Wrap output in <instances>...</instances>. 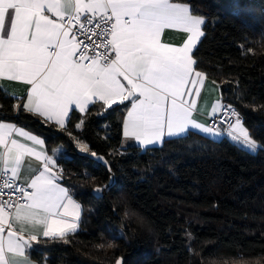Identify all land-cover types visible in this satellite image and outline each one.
<instances>
[{
    "label": "trees",
    "instance_id": "trees-1",
    "mask_svg": "<svg viewBox=\"0 0 264 264\" xmlns=\"http://www.w3.org/2000/svg\"><path fill=\"white\" fill-rule=\"evenodd\" d=\"M174 2L205 18L195 68L219 86L260 148L189 133L123 149L124 104L94 103L57 130L0 89V121L41 134L48 152L61 149L56 165L81 210L76 232L29 250L37 263L255 264L264 253V0Z\"/></svg>",
    "mask_w": 264,
    "mask_h": 264
},
{
    "label": "snow or ice",
    "instance_id": "snow-or-ice-1",
    "mask_svg": "<svg viewBox=\"0 0 264 264\" xmlns=\"http://www.w3.org/2000/svg\"><path fill=\"white\" fill-rule=\"evenodd\" d=\"M204 24L188 3L174 0H0V78L28 85L23 110L65 130L73 109L84 112L97 100L109 108L130 101L125 136L141 143L159 141L165 131L169 137L195 131L219 136L215 123L193 118L196 101L184 99L198 96L206 78L193 55ZM165 29L183 31V44L162 43ZM211 112L215 116L216 108ZM226 119L234 142L250 152L260 148L234 110ZM43 144L11 123H0V264H30L31 241L40 235L64 238L77 227L79 205L57 182L56 152L35 147ZM80 150L89 149L81 144ZM32 155L41 168L25 163ZM69 214L73 222L63 219ZM254 259L264 264V253Z\"/></svg>",
    "mask_w": 264,
    "mask_h": 264
},
{
    "label": "crops",
    "instance_id": "crops-1",
    "mask_svg": "<svg viewBox=\"0 0 264 264\" xmlns=\"http://www.w3.org/2000/svg\"><path fill=\"white\" fill-rule=\"evenodd\" d=\"M52 18L55 19V17H52ZM7 23H8V21H7V17H6V25H7ZM185 38H186V34L183 31L179 30V29H165L164 32L162 33L161 42L162 43H168V44H171L173 46H181L183 44ZM201 39H202V37H201ZM205 77H206V75H205ZM28 88H29V86L24 84V83H22V82L9 81L6 78H0V89L3 92H5L7 95L13 97L14 99H17L18 104L21 105L22 109H23L22 105L26 102L27 89ZM199 88H200V93H199L198 96L194 95V94H190V95L186 96L184 99L189 100V101H191V100H195L196 101L197 110L194 112L193 118L196 121L200 122L201 124L208 125L209 120L211 118L216 117L218 115L220 109H221L222 102H221L220 90H219V86L215 82L209 80L207 77L204 79L203 83L201 85H199ZM192 91H193V93L195 92L194 89ZM95 103H99V104L103 105V107L105 109H109V107L104 105L103 102L100 101V100H97ZM122 104L126 105V108H125L124 113H123L122 125H121V135H122V137H121V148H123V149L129 148V147H137V148H140V149L144 150V149H147V148L161 147V146H163V144L166 141L185 137L189 133H196V134H199L201 136L207 137V138H209L211 140H215V141H219V140H221L223 138H226L228 140L233 141L227 135V131H223V130H219L221 132V135H219V136H217V135H207V134H204L202 132L195 131V132H189V133H185L184 135L174 136V137L167 136V133L165 131L164 136L159 141H156V142H154L152 144H148L146 141L144 143H141V141L137 140L135 137L125 136L124 120H125V118L127 116L128 109L131 107V102L130 101H124L123 103L114 104V105H112V107L115 106V105H122ZM91 105L92 104H89L87 106L86 111L88 110V108ZM213 107L216 108L215 116H213V114L211 112V109ZM86 111L81 112L79 109H73L72 111H70L69 114H68V117L66 118V121H65L66 125H67V123H68V121H69V119H70V117H71V115L73 113H77L79 115H83ZM26 112L31 114V115H33V116H35L36 118H38L43 123H45L47 125H52L57 130L65 129V128H61L59 125H56L54 123V121H47L43 117H40L38 115H34L33 113L28 112V111H26ZM0 123H11V124L17 126L18 128L23 129L24 131L28 132L29 134L35 135L39 139L44 141V137L41 134L29 129L28 127H26L24 125L16 124V123H13V122H5V121H0ZM13 138H17V139L21 140V142H24V143H28V144L32 143L31 141L26 140L24 137L16 136L15 133H13ZM35 147L37 149L44 148L47 151V149L45 147V143L43 144V146L36 145ZM54 151L56 152L55 159H57L58 154L61 152L60 148H56V149L52 150L51 152L47 151V153L49 155H51ZM25 163L26 164H30V166L32 168H36V169H39V168L42 167L41 162L39 160H37L34 155L26 156L25 157ZM57 169L58 168H57V165H56V167L53 170L57 171ZM9 175H10V173H9ZM59 176H60V179L57 182L62 187H65L64 184H63V181H62V175L59 174ZM17 183H19V181H17ZM77 211L79 213V218H80V214H81L80 207L77 209ZM69 213H71V208L69 209ZM63 219L65 221H67V222H73V217H72L71 214L64 216ZM78 222H79V219L75 220V223L77 224V227H76V229L74 231H71L68 234H71V233H74V232L77 231ZM25 238H27V234H25ZM52 238H56V237H44V236L40 235L37 240L31 241L30 242V246L28 248V256H29V250L31 248H33L36 244H38V242L40 240H42V239H52ZM29 258H30V264H39L36 261H34L33 259H31L30 256H29Z\"/></svg>",
    "mask_w": 264,
    "mask_h": 264
},
{
    "label": "built area",
    "instance_id": "built-area-1",
    "mask_svg": "<svg viewBox=\"0 0 264 264\" xmlns=\"http://www.w3.org/2000/svg\"><path fill=\"white\" fill-rule=\"evenodd\" d=\"M221 102H222V101H221ZM229 109H230V110H234V111L238 114V112H237L233 107H231V106H229V105H227V104H224V103L222 102L221 109H220L218 115H217L216 117H214V118H211V119L209 120L208 125H211V124L215 123V124L217 125V127H218L219 130L227 131V129H228V121H227L226 117L228 116V111H229ZM222 111L224 112V115H223V116L220 115V113H221ZM238 116H239V114H238ZM239 118H240V116H239ZM221 120H225V123L221 124V123H220ZM232 120L234 121V120H235V117H232ZM240 120H241V118H240ZM57 171H58V173H59L60 175L63 174V172H62L61 169H57ZM28 190L31 191V189H28ZM5 191H7V190H5ZM16 195L19 196L20 193H16ZM5 198H7V197H5Z\"/></svg>",
    "mask_w": 264,
    "mask_h": 264
},
{
    "label": "rangeland",
    "instance_id": "rangeland-1",
    "mask_svg": "<svg viewBox=\"0 0 264 264\" xmlns=\"http://www.w3.org/2000/svg\"><path fill=\"white\" fill-rule=\"evenodd\" d=\"M80 127H77V129H79ZM82 143H75V147H76V149L80 152V153H82V154H89V150L88 151H81L80 150V145H81ZM90 156H92L93 158H94V156L93 155H91V154H89ZM97 159V158H96Z\"/></svg>",
    "mask_w": 264,
    "mask_h": 264
}]
</instances>
